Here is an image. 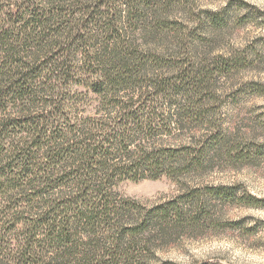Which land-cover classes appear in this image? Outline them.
Returning <instances> with one entry per match:
<instances>
[{"label": "trees", "instance_id": "trees-1", "mask_svg": "<svg viewBox=\"0 0 264 264\" xmlns=\"http://www.w3.org/2000/svg\"><path fill=\"white\" fill-rule=\"evenodd\" d=\"M225 25L194 0H0V264H152L264 204L196 182L252 152L220 116L251 62ZM162 177L181 190L150 207L117 189Z\"/></svg>", "mask_w": 264, "mask_h": 264}, {"label": "rangeland", "instance_id": "rangeland-1", "mask_svg": "<svg viewBox=\"0 0 264 264\" xmlns=\"http://www.w3.org/2000/svg\"><path fill=\"white\" fill-rule=\"evenodd\" d=\"M194 3L200 10L220 12L225 18L227 25L221 30L219 49L244 52L251 60L228 83L223 82L222 88L227 92L220 111L226 128L239 129L245 135L251 155L233 164L216 166L196 182L236 185L240 192L264 199V0ZM180 188V184L167 177L127 180L117 187L122 195L145 207L174 197ZM225 214L239 224L199 238H182L157 252L152 264H264V204L234 205Z\"/></svg>", "mask_w": 264, "mask_h": 264}]
</instances>
